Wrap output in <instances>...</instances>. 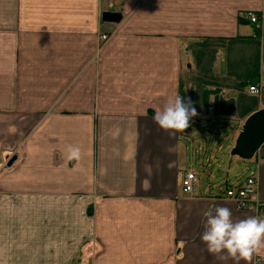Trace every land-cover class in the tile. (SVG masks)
<instances>
[{
  "label": "crops",
  "instance_id": "1",
  "mask_svg": "<svg viewBox=\"0 0 264 264\" xmlns=\"http://www.w3.org/2000/svg\"><path fill=\"white\" fill-rule=\"evenodd\" d=\"M177 95L207 137L226 128L231 154L264 107V0H0V264H236L208 252L205 213L264 209L213 190L190 122L170 135L154 121ZM252 163L264 203V144Z\"/></svg>",
  "mask_w": 264,
  "mask_h": 264
},
{
  "label": "clouds",
  "instance_id": "2",
  "mask_svg": "<svg viewBox=\"0 0 264 264\" xmlns=\"http://www.w3.org/2000/svg\"><path fill=\"white\" fill-rule=\"evenodd\" d=\"M197 115V111L189 99L177 95L162 111H157L153 117L158 126L169 134L184 133L190 127V120ZM80 149L71 147L68 158L78 159ZM258 199V198H257ZM231 211L227 207L209 209L206 213L205 231L201 240L207 245V250L219 259L222 255L232 258L239 264L240 260L251 264L253 255L264 249V220L250 217L233 222Z\"/></svg>",
  "mask_w": 264,
  "mask_h": 264
},
{
  "label": "rangeland",
  "instance_id": "3",
  "mask_svg": "<svg viewBox=\"0 0 264 264\" xmlns=\"http://www.w3.org/2000/svg\"><path fill=\"white\" fill-rule=\"evenodd\" d=\"M193 126V136L190 140H186V143L190 147L189 159L193 158V153L195 152V157L198 159L199 151L201 160L209 155L213 156L212 166L203 169L201 168V173H210L211 179L214 181L213 190L223 187L227 181L231 183H237L239 180L245 178L249 170L254 167L252 162H247L242 160L237 156H232L229 152L230 142L226 143L224 139L227 138L228 134L226 128L220 134H214L212 137L206 136V130L209 128L208 124L201 125L194 122H190ZM223 144V148L220 150L219 145ZM208 165V164H207ZM198 169V167H195Z\"/></svg>",
  "mask_w": 264,
  "mask_h": 264
},
{
  "label": "built area",
  "instance_id": "4",
  "mask_svg": "<svg viewBox=\"0 0 264 264\" xmlns=\"http://www.w3.org/2000/svg\"><path fill=\"white\" fill-rule=\"evenodd\" d=\"M245 16L250 19L251 22L259 24L260 18L257 12L249 10L245 12ZM106 34H101L102 38H106ZM250 90L252 92L260 91V87L256 84L250 85ZM199 177L197 172L194 170H187L183 172L180 177V189L184 195L192 196L195 191V184ZM259 174L257 168H252L249 170L248 175L245 177L243 183L236 185L230 184L228 181L223 185L225 188L222 194L223 197L232 199L236 202L239 208L242 209H254L261 210L264 209V203L260 199L253 198L258 192L259 188Z\"/></svg>",
  "mask_w": 264,
  "mask_h": 264
},
{
  "label": "water",
  "instance_id": "5",
  "mask_svg": "<svg viewBox=\"0 0 264 264\" xmlns=\"http://www.w3.org/2000/svg\"><path fill=\"white\" fill-rule=\"evenodd\" d=\"M101 18L105 21L119 22L123 18L120 10H103ZM264 144V107L250 114L242 124L239 135L232 148V156L244 160L255 157Z\"/></svg>",
  "mask_w": 264,
  "mask_h": 264
},
{
  "label": "trees",
  "instance_id": "6",
  "mask_svg": "<svg viewBox=\"0 0 264 264\" xmlns=\"http://www.w3.org/2000/svg\"><path fill=\"white\" fill-rule=\"evenodd\" d=\"M244 160V159H242ZM254 158L250 159V160H244V161H247V162H253Z\"/></svg>",
  "mask_w": 264,
  "mask_h": 264
}]
</instances>
